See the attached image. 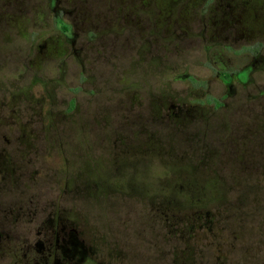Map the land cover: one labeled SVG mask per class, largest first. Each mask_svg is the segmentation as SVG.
Segmentation results:
<instances>
[{"label":"flooded vegetation","instance_id":"obj_1","mask_svg":"<svg viewBox=\"0 0 264 264\" xmlns=\"http://www.w3.org/2000/svg\"><path fill=\"white\" fill-rule=\"evenodd\" d=\"M35 1L0 0V30L5 27L4 17L8 20L13 16L32 18L39 8ZM61 1L49 0L47 9H52L60 22L64 17L72 22V28L63 32V38L72 46L78 36L73 33L76 28L83 32L98 27L103 33L96 44L89 41L91 44L72 49L74 56L80 59V67L93 73L90 85L97 83L101 95L93 99L84 97L82 102L81 134L92 140L87 139L86 147H95V151L107 158L131 151L134 158L136 151L147 152V143L152 137L161 145L178 142L176 145L183 149L188 147L189 140L184 136L189 135L193 146L185 150L195 152L199 158L207 154L211 172L223 175L219 178L227 188L224 219L221 224L217 218V225L223 226L229 236L233 231L243 232V238L252 237V231L264 233V92L260 90L264 88V81L257 78L264 72V56L251 55L238 72L218 71L216 83L217 88L223 89L222 97L218 100L209 96L206 111L196 110L195 106L184 102L173 104V98L161 95L149 97L133 92L120 97L117 96L120 56L137 55L147 45V55L157 52L166 59L168 50L155 49V45L146 40L139 43L142 47L138 45L140 32L148 26V21L138 16L127 15L122 33L105 29L108 20L119 17L117 4L108 8L103 0H64L65 5L57 14L56 5ZM210 2L216 7L210 17L200 18L195 13L190 20L175 23L178 37V32L186 34L190 30L186 23L195 22L197 26L198 22H206L205 32L211 42L263 38L264 32L257 34L248 24L264 21V3L255 0ZM161 38L156 41L162 43ZM62 52L63 49L57 50L59 54ZM82 53L84 59L80 58ZM142 59L146 63L145 57ZM233 87L253 90L238 92ZM151 100L161 103L157 116L150 113ZM76 108V101H71L70 110ZM92 119L95 120L90 123ZM0 127V264H178L166 249L160 253L151 251L154 239L147 238L148 230L154 238L158 230L163 235L161 220L165 221L166 215H159L160 221H154L157 225L149 223L150 210H141L145 202L143 186L135 188L131 182L130 191L124 195L109 190L94 200L90 193L99 194L96 181L84 176L82 165L69 159L66 160L67 173L58 179V182L63 181L62 192L56 193L54 177L45 175L38 165L39 152L49 147L30 143L37 141L38 136L43 137L46 129L11 130L1 123ZM53 130L61 136H70L62 129ZM6 134L18 136L17 142L12 139V143L4 144L1 139ZM125 144L132 150L126 149ZM131 167L129 180L133 181L136 174H145L138 161ZM117 199H126L131 212L125 235L113 225L118 219L114 210ZM152 208L154 206L150 205ZM155 227H159L158 230ZM257 237L255 234L252 238ZM174 242L182 254L181 241ZM215 242L221 243L217 236ZM198 256L195 249L193 264H210L208 257ZM224 263L231 264V261L225 259L217 264Z\"/></svg>","mask_w":264,"mask_h":264},{"label":"rangeland","instance_id":"obj_2","mask_svg":"<svg viewBox=\"0 0 264 264\" xmlns=\"http://www.w3.org/2000/svg\"><path fill=\"white\" fill-rule=\"evenodd\" d=\"M103 1L108 8L117 4L116 9L120 10L119 17L113 21L108 20L105 29L115 34L122 33L125 30L127 15L138 16L143 18V21H148L147 30L139 34L138 45L140 42L145 43L146 40L148 44L153 43L155 49L163 47L168 50L166 59L157 52L147 55V45L144 47L140 45L142 48L137 55L120 56L117 96L126 97L133 92H142L149 97L161 95L173 98L171 102L173 104L184 102L195 106L196 110L206 111L209 107L207 104L209 96L218 100L222 97L223 89L217 88L216 83L218 71L226 69L238 72L246 65L251 55L264 56V35L261 40L227 42L228 44L222 41L211 42L209 34L205 32L204 25L207 23L198 22L196 26L193 22L185 24L190 27L186 34L178 32L179 37L177 36L174 30L176 22H186L195 13L200 18L212 15L216 7L211 0ZM255 1L264 3V0ZM34 4L39 8L32 18L31 16L23 18L13 16L10 20L7 17L3 18L6 20L5 27L0 30V123L11 130L46 129L43 137L38 136L37 141L31 140L30 143L49 147L46 148L47 151L39 152L38 165L45 175L54 177L57 182L56 193L62 192L63 189V181L58 182V179L67 173L66 160H74L78 165H82L84 176L87 175L96 181L99 194L90 193L92 199L103 196L104 192L107 193L109 190L124 195L130 191L132 182L135 188L140 185L144 187L145 202L141 210H150L148 215L150 224L157 225L160 221L159 215L169 213L174 217V220L167 217L165 221L161 220L164 226L163 235H160L159 227H155L158 230L154 233L157 235L155 238L148 230L147 238L154 239L151 242L152 252L160 253L166 249L168 255L171 252L178 264H193V255L180 254L174 241L176 239L183 241L180 220L182 212L202 208L204 212L200 213L201 217L199 219L196 217L193 222L194 225L202 224L204 229H198L193 234L190 232L192 238L187 240L188 245L197 250L198 257H208L210 264L221 263L225 259L231 261V264H264L263 232L260 235V232L252 231V237L258 234L257 238L249 236L243 238L244 233L240 231H233L229 236L223 230V226L217 225V218L221 224L224 219L223 207L227 188L219 178L223 175L211 172V161L207 154L199 158L195 152L185 150L192 149L193 146L189 135L184 136L189 140L186 144L188 147L183 149L176 145L178 142L161 145L159 140L152 137L147 143V152L141 154L136 151L134 158L131 151L107 158L99 151H95V147L94 149L86 147L87 139L91 140V137L81 134L80 129L84 126L82 102L84 97L93 99L101 95L97 83L90 85L93 73L80 67V59L74 56L72 49H79L91 42L96 44L103 33L98 27L83 32L78 28L72 29L73 33L78 35L72 46L69 40L63 38V32L72 28V22L65 17L62 22L55 19L53 10L47 9L49 0H36ZM64 5V0L56 5L57 14ZM248 26L257 34L264 32V21L249 23ZM161 31L163 35H160ZM160 36L162 43L156 41ZM58 48L63 49V52L57 53V50H60ZM52 54L54 55L51 56ZM84 57L82 53L80 58ZM259 74L258 81H264V72ZM133 79H136V82H132ZM233 89L247 93L253 90L250 87ZM260 90L264 92V88ZM74 100L77 108L70 110L71 101ZM159 107L161 103L151 100L152 116L159 114ZM94 120L89 122L93 123ZM54 128L62 129L63 133L70 136L56 134ZM2 137L4 144L12 143L18 138L9 134ZM124 146L132 150L127 144ZM198 154L201 155L202 152ZM136 160L143 165L145 174H136L134 182L127 177L131 173L132 163L137 164ZM150 205H153L154 209H150ZM115 206L118 219L113 225L125 235L131 216L128 202L126 199H117ZM216 236L222 245L213 243ZM181 250L183 252V247Z\"/></svg>","mask_w":264,"mask_h":264},{"label":"trees","instance_id":"obj_3","mask_svg":"<svg viewBox=\"0 0 264 264\" xmlns=\"http://www.w3.org/2000/svg\"><path fill=\"white\" fill-rule=\"evenodd\" d=\"M195 211H192L191 209L184 210L182 212V216H180V220L182 221L181 222V224H182L181 225L182 226L181 230H183V237H182L183 241L181 243H182V247L184 249L183 252H182V255H184V256H192V255H194L193 248H191L188 245V243H187L188 242L187 240H189L190 237L192 238V236H190V232H192V234H193V232L197 231L198 229H204L202 224L198 225L196 223L194 225V222H193V220H195L196 217H198V219L201 217L200 213L204 212V209L199 208L196 212ZM166 217L174 220V217L171 216V214L169 215V213L166 214Z\"/></svg>","mask_w":264,"mask_h":264}]
</instances>
